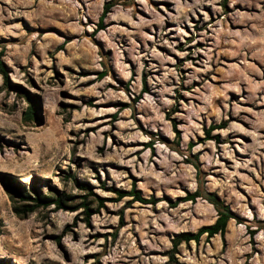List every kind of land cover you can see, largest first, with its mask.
Wrapping results in <instances>:
<instances>
[{
	"label": "rangeland",
	"instance_id": "1",
	"mask_svg": "<svg viewBox=\"0 0 264 264\" xmlns=\"http://www.w3.org/2000/svg\"><path fill=\"white\" fill-rule=\"evenodd\" d=\"M0 51V264H264V0H0ZM197 188L241 220L174 248L218 217L172 205Z\"/></svg>",
	"mask_w": 264,
	"mask_h": 264
},
{
	"label": "trees",
	"instance_id": "2",
	"mask_svg": "<svg viewBox=\"0 0 264 264\" xmlns=\"http://www.w3.org/2000/svg\"><path fill=\"white\" fill-rule=\"evenodd\" d=\"M114 5L115 4L113 1H107L104 4L103 11L98 21L96 29L97 32L106 29V19ZM3 55L4 51H0V68L2 71H4V63L2 60ZM106 75H108V71H103L102 73H100V77H104ZM139 100L140 98H138V101ZM227 126L228 122L226 121H223L218 124H211L205 130V139H215L219 141L220 135H213V132L216 130L225 129ZM191 146H193V144H191ZM189 162L195 166V168L197 169V175L200 176L202 170L198 161L191 160ZM72 179L77 187L88 192L86 195H83V201L80 203V206H83L85 208V214L87 215V220H89V218L93 214L98 212L99 208L104 207L106 205V201H108V199L97 194L95 191H93V189L88 183L80 181L76 176H72ZM110 191H113L117 195L116 201H121L125 198H130V203L140 202L143 204H156L159 201V199H157L156 197H145L142 191L136 186H134L131 190H124L114 187L111 188ZM19 194L24 200L33 201V203L31 204L24 205L25 212H34L40 206H50L52 204H56L59 209L68 207L62 197H54L51 195L31 197L30 195H25L21 192H19ZM90 196H93V198L98 202V209H96L97 211H94V209L91 207V201H89ZM200 197L208 200L215 207L218 212V217L216 221L212 224L202 226L197 232L183 231L181 233H178L173 239L174 248H177L180 244L184 242L190 243L192 241H195L196 243H199L204 235H206L208 238L214 237L218 234H220L222 237H225L229 221L232 219H236L238 221L241 220L240 216L235 211H233L232 208L227 205L225 201H223L216 193H204L200 188H197L193 192L188 191L186 196L180 197L176 202L172 203V205L176 206L178 203L186 201L195 202ZM76 207H73V210H77ZM121 221H123V217H121ZM261 229H264V224L258 226L256 229H252L250 232L251 236L254 237Z\"/></svg>",
	"mask_w": 264,
	"mask_h": 264
}]
</instances>
